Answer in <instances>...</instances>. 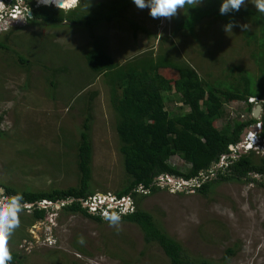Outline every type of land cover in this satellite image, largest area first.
Returning a JSON list of instances; mask_svg holds the SVG:
<instances>
[{"label": "rangeland", "instance_id": "obj_1", "mask_svg": "<svg viewBox=\"0 0 264 264\" xmlns=\"http://www.w3.org/2000/svg\"><path fill=\"white\" fill-rule=\"evenodd\" d=\"M32 1L34 7L42 6V0L24 5ZM70 1L62 0L63 7ZM99 1L108 2L78 0L71 5L86 14L96 10ZM14 2L0 0V13H7ZM149 12L133 4L110 23L91 27L27 21L31 16L10 26L0 23V190L4 196L5 188L33 194L78 190L77 154L84 123L89 126L93 194L117 195L128 187L111 86L86 62V54L97 44L118 65L148 57L152 49L154 57L162 55L158 59L164 65H187L182 67L195 71L206 86L220 90L242 89L248 82L255 92L264 84V62L258 66L253 58L257 53L239 51L238 37L219 31L220 25L206 37L196 34L194 27L186 31L191 36L187 39L170 38V28L177 22L168 29L170 22L158 18L156 29ZM137 24L144 31L139 28V38H132ZM159 74L171 81L178 77L172 69H161ZM161 95L169 116L188 111L174 88ZM251 106L226 101L215 126L228 132L239 122L258 120L257 105ZM254 153L255 163L264 160V146ZM168 164L183 174L191 170L178 155L170 157ZM251 179L214 181L208 193L201 194L193 189L194 182L162 178L157 183L160 189L141 190L132 200L136 209L149 212L161 231L182 245L191 264H264V177L253 174ZM71 202L49 206L43 220L34 218L33 210H45L26 205L19 213V227L8 239L10 252H16L23 264H172L158 242L145 240L138 225L123 220L116 226L108 220L98 223L62 209Z\"/></svg>", "mask_w": 264, "mask_h": 264}, {"label": "trees", "instance_id": "obj_2", "mask_svg": "<svg viewBox=\"0 0 264 264\" xmlns=\"http://www.w3.org/2000/svg\"><path fill=\"white\" fill-rule=\"evenodd\" d=\"M34 3L32 1L28 4L31 18H27V21H40L45 25H57L67 21L70 25L91 27L100 22L110 23L128 9L133 0L124 3L108 0L107 4L99 1L97 9L86 14L79 13L77 6L61 10L53 5L34 7ZM207 13L201 12L198 19L195 16L187 18L186 25L190 26L185 29L192 30L195 23L201 17L207 16ZM159 56L153 58L149 55L118 65L99 44L86 54V62L90 70L98 76L104 75L111 86L110 99L117 117L119 150L123 156V167L130 177L128 187L116 196L122 198L130 195L134 198L141 190L151 192L160 189L157 186L158 181L169 177L181 178L187 182L197 181L199 186L194 185L193 189L201 194H207L214 181L252 180L253 174L264 177V160L255 163L252 159L255 150L245 155L238 154V158H233L230 149L231 146L235 147L241 142L245 129L259 121L262 122L260 147L263 148L264 104L259 120L239 122L233 130H227L228 132L221 131L215 126L216 121L222 117L226 101L248 103L249 97L263 100L264 84H260L255 92L249 89L248 82H245L246 85L242 89L220 90L215 86L208 87L199 79L195 71L182 67L187 65L167 66L159 61ZM262 57L255 55V63L258 66L263 62ZM168 59L170 61L169 57ZM20 61L25 62L22 58ZM261 66L264 65L261 63ZM161 69L176 71L177 79L174 81H171V78L167 79L159 74ZM171 88L175 89L181 97L182 104L188 108L185 114L171 117L165 109L161 92ZM248 105L252 107L250 103ZM83 127L77 154L80 172L79 189L66 192L54 191L51 194L23 192L20 193L24 197L22 204L35 205L43 201L60 203L73 200L71 204L63 207L66 212L82 213L98 223L105 221L100 215L91 214L82 205L83 200L95 195L89 188L91 176L89 126L84 123ZM176 155L191 165V170L187 174L175 170L168 164V159ZM223 156H227L225 164L218 168ZM5 192L8 197L17 194L9 188H5ZM33 213L37 220H43L47 215V212L39 211L38 208H35ZM121 220L138 225L147 242H158L172 264L192 263L186 258L182 245L164 234L149 212L135 207L133 212L123 216ZM10 253L13 259L9 264H23L16 252Z\"/></svg>", "mask_w": 264, "mask_h": 264}, {"label": "crops", "instance_id": "obj_3", "mask_svg": "<svg viewBox=\"0 0 264 264\" xmlns=\"http://www.w3.org/2000/svg\"><path fill=\"white\" fill-rule=\"evenodd\" d=\"M222 2L223 0H201L199 4L194 3L192 5H186L183 9H180L177 16L167 19V23L170 22L168 24V29L171 27V22L173 24L177 22V25L174 24V26L170 28L171 32H173V35H170V38H172L171 36H177L176 38H180L181 40L185 38L187 39L190 36V34H187L186 32L189 29H185V27H187V18L195 16L198 19L201 12H208L207 16L201 17L193 26L192 30L194 27L197 29L196 34H201L206 37V33L213 32V28L216 29L217 25H220L219 31L226 33L224 26L230 21H235L239 24H249V28L246 31H243L237 26L233 27L232 31H229L228 33H231L232 36L238 37L239 41L235 44L239 51L250 55L257 53V56L264 54V12H259L251 0H246L245 5L242 6L238 12L221 15L219 9ZM133 4L134 3H132V5ZM149 19L151 20L153 27L155 26L156 29L159 28L154 24V18L151 17ZM157 19L158 18H156V20ZM139 28L144 31L142 25H135L134 30L132 31V38H139L137 35ZM160 36L161 34L159 31L157 37L160 38ZM162 39L165 40L166 38ZM249 48L251 49L247 50ZM147 52V55H151V57L154 58L155 55H153L154 53L152 52V49ZM253 58L255 59V56H253ZM262 61L264 62V58H262Z\"/></svg>", "mask_w": 264, "mask_h": 264}, {"label": "clouds", "instance_id": "obj_4", "mask_svg": "<svg viewBox=\"0 0 264 264\" xmlns=\"http://www.w3.org/2000/svg\"><path fill=\"white\" fill-rule=\"evenodd\" d=\"M43 3H49L50 0H42ZM201 0H133V3L139 9H149L150 16L154 19L165 18L171 19L178 15L180 9H183L186 5H192L194 3L199 4ZM259 12H264V0H251ZM246 0H223L219 9L221 15H227L232 12H238L242 6H244ZM47 6V5H42ZM54 7V6H53ZM58 9V8H57ZM62 10V9H61ZM67 10V9H66ZM240 27L243 31L249 28V24H239L235 21H230L224 26L226 32L232 31L233 27ZM0 264H9L13 257L8 248V239L16 228L20 225L19 213L26 205L22 204L24 199L23 195L17 193L11 197L3 196L0 193ZM58 203H52V206ZM65 206V205H64ZM63 206V207H64ZM107 205L104 206V208ZM62 207V209H63ZM48 209V208H47ZM45 209V212L50 213ZM133 212V211H132ZM110 216L106 219L113 226H116L121 221V215L119 209L112 210ZM128 212L123 216L129 214ZM122 216V217H123Z\"/></svg>", "mask_w": 264, "mask_h": 264}, {"label": "built area", "instance_id": "obj_5", "mask_svg": "<svg viewBox=\"0 0 264 264\" xmlns=\"http://www.w3.org/2000/svg\"><path fill=\"white\" fill-rule=\"evenodd\" d=\"M28 0H15L13 4H10L9 10L7 13L1 12L0 13V23L4 22L5 24H2L3 26L8 25L10 26V23L13 22L14 24L17 22H20L22 19L25 20L29 15V6H25L24 3H26ZM78 0H71L69 6L74 2L77 3ZM43 4V3H42ZM52 5V4H51ZM47 6H50V4H47ZM71 5L70 7H72ZM70 7L68 9H70ZM248 103L253 105H263L264 99L260 100L257 98L249 97L247 99ZM260 119V118H259ZM258 119V120H259ZM262 131V122H258L252 127L246 129L245 138L244 140H241L240 143H238L235 147L231 146L230 148L233 154L231 157L238 158L239 155H242L244 151H251V150H257L260 148V133ZM227 156H223L221 159V163L225 164ZM197 184V181H193ZM2 193V191L0 190ZM4 196V195H3ZM2 198V197H0ZM72 203V202H71ZM70 203V204H71ZM69 204V203H65ZM28 205V204H24ZM82 205L84 208H86L91 214H97L106 219L107 216H110L112 213V210L119 209V213L121 215V218L124 214L128 212L134 211V202L132 200V197L130 195L124 196L122 198H118L116 195H106V194H95L94 196L89 197L86 200H83ZM107 205L105 208L104 206ZM37 207H41L40 209L45 210L46 208H49V206H52L51 202L43 201L41 203L33 205ZM32 207V208H33Z\"/></svg>", "mask_w": 264, "mask_h": 264}, {"label": "water", "instance_id": "obj_6", "mask_svg": "<svg viewBox=\"0 0 264 264\" xmlns=\"http://www.w3.org/2000/svg\"><path fill=\"white\" fill-rule=\"evenodd\" d=\"M28 15H29V17H30V16H31V12H29ZM20 23H22V22H20ZM10 25H14V23L11 22ZM262 111H263V107H262V105H257V106H256V109H255V111H254V116H255V118H257V116H261ZM245 133H246V130H245V132L243 133V135L241 136V139H242V140H244V138H245ZM230 149H232V148H230Z\"/></svg>", "mask_w": 264, "mask_h": 264}, {"label": "bare ground", "instance_id": "obj_7", "mask_svg": "<svg viewBox=\"0 0 264 264\" xmlns=\"http://www.w3.org/2000/svg\"><path fill=\"white\" fill-rule=\"evenodd\" d=\"M56 1L58 2V3H56ZM56 1H54V0H50V2L49 3H43V2H41V3H43L42 5H47V4H52L53 6H55V7H57V8H60V9H67V8H69L70 6H67V8L66 7H63V2H62V0H56ZM67 2L69 1V0H66ZM70 4V3H69Z\"/></svg>", "mask_w": 264, "mask_h": 264}]
</instances>
